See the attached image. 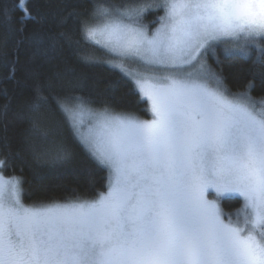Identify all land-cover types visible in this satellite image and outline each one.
Returning a JSON list of instances; mask_svg holds the SVG:
<instances>
[{
    "label": "snow or ice",
    "instance_id": "1",
    "mask_svg": "<svg viewBox=\"0 0 264 264\" xmlns=\"http://www.w3.org/2000/svg\"><path fill=\"white\" fill-rule=\"evenodd\" d=\"M89 2L85 41L148 72L178 71L134 81L151 102V121L94 109L75 94L56 98L81 142L112 169L109 191L25 206L19 178L0 174V264H264V109L227 93L199 60L216 43L259 48L264 0ZM148 8L164 10L151 35L141 24ZM46 102L37 95L31 105L32 127L45 139L38 121ZM51 143L40 157L69 158L62 142ZM209 189L243 199L236 223H225Z\"/></svg>",
    "mask_w": 264,
    "mask_h": 264
},
{
    "label": "trees",
    "instance_id": "2",
    "mask_svg": "<svg viewBox=\"0 0 264 264\" xmlns=\"http://www.w3.org/2000/svg\"><path fill=\"white\" fill-rule=\"evenodd\" d=\"M91 7L89 0H0V171L21 179L26 204L93 198L107 190V168L76 137L57 97L75 94L95 109L149 117L134 83L103 63L111 59L104 49L84 40L82 22ZM163 13L162 8L149 9L141 23L153 29ZM258 44L242 50L216 43L199 60L221 77L227 93L247 95L264 107V41ZM37 95L47 98L38 121L47 139L32 127L31 105ZM52 140L63 143L68 159L38 155L52 147ZM219 203L230 213L243 205L232 196L219 198Z\"/></svg>",
    "mask_w": 264,
    "mask_h": 264
},
{
    "label": "rangeland",
    "instance_id": "3",
    "mask_svg": "<svg viewBox=\"0 0 264 264\" xmlns=\"http://www.w3.org/2000/svg\"><path fill=\"white\" fill-rule=\"evenodd\" d=\"M150 2H155V0H147V1L143 2V3L147 4V3H150ZM149 9H152V8H148L144 12H146ZM163 15H164V13H163ZM141 24L145 27V29L149 33V35H151L152 33H154L155 29L159 27V22L156 25V27L153 28V29H150L147 25H145L143 23H141ZM91 43H93V44L101 47L102 49H104L111 56V59L103 60V63H105L106 65H108L110 67H113V68L119 70L122 74H124L133 83H134V81L136 79L141 78L145 74H147V75H156V76H163V75L174 76V74L178 71V69H155V70H153V72H148V70L146 69V67L144 66V64L141 61H138V60L137 61H121L118 57H116L113 53H111L110 51H108L102 45L96 44L94 42H91ZM204 69H206V68L204 67ZM134 85H135V88L137 89V86H136L135 83H134ZM209 86L210 87H214V82L209 81ZM137 91L139 92V95L142 98V100L146 101L147 104H148L147 105V110H148L149 117H147V118L141 117V116H139L136 113H129V114L135 116L139 120L151 121L152 119H154V115H153V113L151 111V102L146 97H142V94L140 93V91L138 89H137ZM252 102L254 103V101H252ZM254 104H255V107H256L257 110L264 109V107L258 105L256 103V101H255ZM102 109H104V108H100L98 110H102ZM112 111H114V110H112ZM116 113H128V112H116ZM82 127H83L84 130H86V128H87V121H86V124L84 126H82ZM75 135L79 139V141L81 142L80 138L77 136L76 133H75ZM83 145L85 146V144H83ZM86 149L89 151V149L87 147H86ZM91 155L93 156L92 153H91ZM93 157L99 162V160L95 156H93ZM102 165H104L107 168V172H108L107 190L99 193L96 197H93V198L69 199V200H66V201L43 202V203H37V204H26L22 200V194H21L22 193L21 192V188H22V186H21V179L18 177L19 180H20V184H19V198H20V201L25 206H33V205H41V204L47 205V204H52L53 202L63 204V203L69 202V201H95V200H98L101 196L107 195V193L109 191V187H110V182L113 179L112 169L108 165H106V164H102ZM0 174H1V171H0ZM6 178H10V177H6ZM210 194H212V195H210ZM231 196L232 197H239V195L236 194V193H222V194L217 195V193H216V191L214 189H209L208 192L206 193L207 199L210 200V201H214L219 206V208L221 210V213H222V219L225 220V223H228L229 220H231V222H233V223H236L237 217L239 215H243V205H242L241 208H239V209H237V210H235L234 212H231V213L230 212H225L224 210H222L221 204L219 203V198L231 197ZM239 198H241V197H239ZM242 201H243V199H242Z\"/></svg>",
    "mask_w": 264,
    "mask_h": 264
}]
</instances>
